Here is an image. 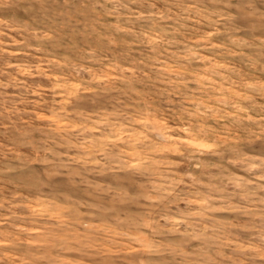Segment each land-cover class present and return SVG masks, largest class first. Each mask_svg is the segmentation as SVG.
Segmentation results:
<instances>
[{"label": "rangeland", "instance_id": "1", "mask_svg": "<svg viewBox=\"0 0 264 264\" xmlns=\"http://www.w3.org/2000/svg\"><path fill=\"white\" fill-rule=\"evenodd\" d=\"M0 264H264V0H0Z\"/></svg>", "mask_w": 264, "mask_h": 264}]
</instances>
